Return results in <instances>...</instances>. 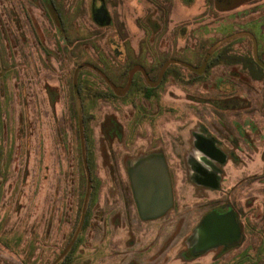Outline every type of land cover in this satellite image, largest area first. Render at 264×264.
I'll return each instance as SVG.
<instances>
[{"label":"rangeland","instance_id":"rangeland-1","mask_svg":"<svg viewBox=\"0 0 264 264\" xmlns=\"http://www.w3.org/2000/svg\"><path fill=\"white\" fill-rule=\"evenodd\" d=\"M52 1L0 0V264H264V0H100L104 25ZM151 152L175 204L143 219L125 167ZM224 201L239 249L189 253Z\"/></svg>","mask_w":264,"mask_h":264},{"label":"water","instance_id":"water-1","mask_svg":"<svg viewBox=\"0 0 264 264\" xmlns=\"http://www.w3.org/2000/svg\"><path fill=\"white\" fill-rule=\"evenodd\" d=\"M102 10L106 18L99 19L100 24L110 21L108 11L103 6ZM131 171L135 174H132V185L141 218L155 219L162 216L172 204L170 180L163 156H141L134 162ZM196 233L199 241L194 251L197 253L206 251L215 243L233 242L238 235L241 236L232 210L226 214H219L215 210L209 212L197 227Z\"/></svg>","mask_w":264,"mask_h":264},{"label":"flooded vegetation","instance_id":"flooded-vegetation-1","mask_svg":"<svg viewBox=\"0 0 264 264\" xmlns=\"http://www.w3.org/2000/svg\"><path fill=\"white\" fill-rule=\"evenodd\" d=\"M219 1H221V2H224V0H219ZM91 4L93 5V3L91 2ZM53 6H55V5H53ZM102 6L103 7H105V1H96V2H94V11H93V17H94V20L98 23V24H100V21H99V19H103V18H106V15H103L102 14ZM55 8V7H54ZM99 8H101V9H99ZM105 9H106V7H105ZM107 10V9H106ZM108 11V10H107ZM97 12H99L98 14H97ZM108 15H109V17H110V21L109 22H107V21H105L103 24H101V25H104V24H110L111 23V15H110V13H109V11H108ZM236 107H239V95L237 96V102H236ZM196 135H198V137L200 138L199 140H197V143H198V145L199 146H201L202 148H203V150L205 151V152H207V154L210 156V155H214V153L211 151V149L209 148V145L208 144H211V146H214L217 150L218 149H221L222 151H223V149L218 145V142L216 141V139H214V140H212V137L211 136H209V135H202V134H200V133H198V134H196ZM201 140V141H200ZM206 142V143H205ZM205 143V144H204ZM208 143V144H207ZM238 144H239V142H238ZM238 144H237V146H238ZM234 145V144H233ZM219 147V148H218ZM219 151V150H218ZM221 154H223L222 152H220ZM158 155V154H156V153H149V154H147V155ZM216 154V153H215ZM161 155V154H160ZM141 156H144V155H141ZM139 158V157H138ZM137 158V159H138ZM137 159H135L134 160V162H136L137 161ZM167 161V160H166ZM215 165V164H214ZM167 166H170L169 164H168V161H167ZM216 166V165H215ZM131 165L130 166H126L125 167V170H126V173H127V178H128V180H129V184H128V186H129V189H131V192H132V195H133V198H134V201H136V205H137V199H136V197H135V191H134V189H133V185H132V177L133 176H135V174H134V172H132L131 171ZM217 167V166H216ZM196 170L198 171V170H203L204 172H201V176L199 175H196L197 176V178L198 179H200L201 181H198L196 184H198V185H203V186H206V187H208L207 185L208 184H210V183H217V185H218V177H217V181H216V178H215V176L217 175V173L215 172V170H209V169H207V168H205V167H203L201 164H198L197 166H196ZM132 174H133V176H132ZM171 177V176H170ZM170 177H169V180H170V189H171V195H172V204H171V206L165 211V213L163 214V215H165V214H167L169 211H171L173 208H174V204H175V195H176V189H175V178H174V176H173V178H171L170 179ZM209 187H211V186H209ZM137 209H138V205H137ZM213 210H215V211H217L219 214H226V213H228L229 211H233V214H234V220H235V223H236V225H237V227H238V229H239V227H240V233H241V236L239 237V235H238V237L236 238V240L235 241H233V242H220V243H215L214 245H212L211 247H209L207 250H213V249H215V250H229V249H232V248H238L239 249V245L241 244V242H242V239H243V225H242V222H241V220H240V212H239V208H238V204H236V205H234L232 202H229V201H224V202H222V203H220V204H217V205H214V206H212L208 211H206L202 216H201V218L199 219V221L197 222V224H196V226L194 227V229H197V227H199V225H200V223H201V221L203 220V218L209 213V212H211V211H213ZM138 213L140 214V212H139V209H138ZM162 215V216H163ZM239 232V231H238ZM197 241H199V236H198V234L196 233L195 234V242H194V244L190 247V252L189 253H191V254H194V255H198V254H202V252H199V253H197V252H195L194 251V248H195V246L198 244V242ZM206 250V251H207ZM205 252V251H204Z\"/></svg>","mask_w":264,"mask_h":264},{"label":"trees","instance_id":"trees-1","mask_svg":"<svg viewBox=\"0 0 264 264\" xmlns=\"http://www.w3.org/2000/svg\"><path fill=\"white\" fill-rule=\"evenodd\" d=\"M52 1V0H51ZM53 2V1H52ZM133 81H135L134 79H133ZM125 89H120V91H124ZM148 96H149V94H147ZM221 107H225V108H230V105H225V104H223ZM115 126V127H114ZM108 128L110 129V131L109 132H111L112 134H117L118 136H121V134H122V127H121V125L117 122V121H114V120H109V123L106 125V126H104L103 127V134L105 135V136H107L106 138L108 139V143L110 144L111 142H112V138H109L108 137V135L109 134H107L106 133V130H108ZM117 128H119V130H117ZM114 133H113V132ZM93 188V187H92ZM94 189V188H93ZM94 193H95V189H94ZM94 193H91V196L93 197V195H94ZM91 201H92V198L90 199ZM90 208V205H88L87 206V208H86V210H87V212L89 213L90 212V210L91 209H89ZM87 215V214H86ZM88 221V220H87ZM243 230V234H244V229H242Z\"/></svg>","mask_w":264,"mask_h":264},{"label":"crops","instance_id":"crops-1","mask_svg":"<svg viewBox=\"0 0 264 264\" xmlns=\"http://www.w3.org/2000/svg\"><path fill=\"white\" fill-rule=\"evenodd\" d=\"M235 3V2H234ZM243 5H246L245 3H238L237 6H243ZM236 7V6H235Z\"/></svg>","mask_w":264,"mask_h":264}]
</instances>
